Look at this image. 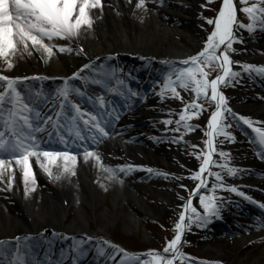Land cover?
<instances>
[{
	"label": "bare ground",
	"instance_id": "1",
	"mask_svg": "<svg viewBox=\"0 0 264 264\" xmlns=\"http://www.w3.org/2000/svg\"><path fill=\"white\" fill-rule=\"evenodd\" d=\"M201 1L159 0L157 3L156 0H148L146 11L141 12L134 10L135 0L131 3L129 0H101L100 8H93L90 11L93 20L91 29H82L78 38V43L83 49L82 54L76 53V42H73L72 46L75 49L71 53H64L66 59L53 51V55L47 62H43L40 54L33 51L32 55L14 56L11 69H4L0 64V74L20 78L16 85L17 89L24 86L30 93L31 89L39 92L37 96L27 95L32 97L33 102L43 97H50L49 103L58 101L56 96H54L55 99L53 98V93L62 79L71 77L86 64H92L93 68L84 69V73L93 70L102 60H110L109 57L119 60L115 55L119 52L137 58L129 62L136 66L135 75L140 80H145L142 88L136 89L134 85L129 87L137 94L128 97L136 103L135 111L139 114L136 115L138 117L132 119L122 114L116 120L113 132L93 147L100 155L102 164L114 168L132 165L134 166L132 170L127 174L119 173L120 182L109 181L106 179L107 173L98 169L91 158L85 163L82 155H78L76 175H64L60 180H56L35 163V158H30L35 186H29L27 197L24 194V184L19 169L13 170V182L10 189L7 185V175L4 177V182L0 183V244L2 241L11 240L20 242L19 240L24 236L33 235L41 238L42 243L35 255L36 258L26 260L30 264H54L60 258H63L61 264L66 262L77 264L78 261L82 263L87 259L89 264H113L119 259L118 256L113 251L98 248L100 241L94 239L96 233L89 227V219L102 221L105 226H109L121 217L125 224L131 227L134 225L136 216L154 217L162 213L157 208L145 207L140 197L147 195L155 197L167 206L172 203L170 197H173L171 191H174V197H177L180 203H184L180 196L185 198L188 196L181 192L173 176L187 179L186 177L190 176L193 170H198L199 165L193 168L183 163L184 156L185 158L190 156L189 145H186L184 140L174 143L173 136L176 134L164 131L165 125L162 123L169 118L175 120L178 110L171 107L168 100L161 99L157 95L160 86L152 79L148 83L147 81L151 75L164 74L168 64H177L191 56L197 49V45L203 43L200 34L202 23L198 14ZM237 35L243 41L239 43L243 49L239 55L230 56L231 59L240 64L264 66V29L258 25L253 32L239 29ZM56 42L64 43L58 40ZM139 57L141 59H138ZM94 71L100 70L94 69ZM240 72L241 75L248 74L244 71ZM91 73L90 71L89 77L94 75ZM31 77L43 78L31 79ZM235 83L238 95L228 100V106L237 114V118L243 116L253 122V127L264 128V80L255 81L248 74L246 77H237ZM146 85H152L155 88L147 90L145 93L148 101L141 102L139 98ZM119 99L120 97L113 98V104H116ZM59 100L62 99L59 98ZM209 106L214 110V105L210 104L205 108ZM68 109V107L65 108V110ZM208 117L205 118L204 124ZM236 120L229 117L232 127L228 131L234 139L226 140L224 137H219L216 145L217 150L230 153V166L240 170L235 177L225 175V184L235 186L239 191L244 192L245 196H249L253 186L249 182L244 185L237 184L244 181L243 174L248 173L241 167L247 165L255 174L263 175L260 165L264 166V157L261 156L264 151L262 148L255 150V146H259L257 134L252 136L244 133L235 124ZM167 127L170 129L174 125ZM82 134L90 135L86 128ZM66 138L75 137L69 135ZM242 139L245 140L246 146L241 142ZM220 141L223 143L221 144ZM253 152L256 157L263 159L260 165L251 159ZM214 159L220 158L215 156ZM180 161L182 165L178 164ZM56 164L60 165L59 171L62 172L63 161L58 160ZM236 164L237 166H234ZM147 168L155 172L167 173L168 176L167 178L163 176L165 178L162 180H156L153 178L155 174L147 172L145 170ZM212 170L219 171V169ZM52 171L54 174L57 173L56 165H52ZM136 179L146 180L150 189H141L133 183ZM48 181H51L54 187L49 185ZM101 184L107 189L106 194L112 210L105 209L96 217H92L95 206L104 200L105 188L101 187ZM164 187L167 191L162 190ZM216 194L223 197L219 216L231 217L234 221H229V224H239L238 222L249 224L243 215L244 209L233 200L240 199L247 206V199L230 191L218 190ZM127 197L133 200L136 208H128L123 204ZM67 202L78 203L71 213L67 212ZM86 211H89L88 216ZM210 222L202 227H196L194 224L190 231L185 232L184 243L185 240L196 239L202 248L210 250L214 248V255L220 260V264H264V228L247 226L248 228L244 231L234 232L232 237L227 238L222 236ZM79 236L86 238L87 241L83 245L76 246L74 240ZM1 249L6 250L4 247ZM46 254L53 257L51 262L47 263L43 260L41 263L37 260V257H45Z\"/></svg>",
	"mask_w": 264,
	"mask_h": 264
},
{
	"label": "snow or ice",
	"instance_id": "2",
	"mask_svg": "<svg viewBox=\"0 0 264 264\" xmlns=\"http://www.w3.org/2000/svg\"><path fill=\"white\" fill-rule=\"evenodd\" d=\"M131 2L132 0H129V3ZM147 2L148 0H135L134 10L146 11ZM156 2L158 3L159 0ZM211 2L212 0H206V3ZM239 4L243 7H237V0H222L215 17L205 19V23L212 26V31L203 42L202 49L179 61L181 66L172 63L170 71L163 77L157 95L161 99L165 96L174 98L183 104V107L177 111L175 120L169 118L162 121L165 125L164 131L176 134L173 136L174 143L183 141L185 134L197 130V126L189 122L198 118L206 110L205 104L214 105V110L206 119V130L202 132V136L207 137L203 141L204 150L200 151L199 145H189L192 149L189 154L194 155L200 164L198 170H193L191 175L186 178L198 181V183L187 198L180 196L184 203L178 206L181 210L178 220L174 224L175 235L166 242L162 252L149 250L137 255L128 253L126 250L112 245L109 241H104L110 247L123 252L124 259L131 264H176V261H179V264H196L193 258L181 250L182 243H184L183 237L186 231L191 230L193 224L196 227H202L210 222L211 217L219 216L223 197L218 196L217 191H230L245 199H251L237 187L225 184V175L235 177L240 170L230 166V153L217 150L216 145L219 137H224L226 140L234 139L228 131L232 127L229 117L237 119V114L228 106V98L219 90L220 85L226 86L241 76L240 71L233 70L234 66L241 68L249 75L252 73L264 75V66L240 64L233 61L229 55L230 52L236 51L233 47L234 44L243 42L237 35L239 29L253 32L257 25L264 29V0H256V3L251 6H248L249 0H239ZM100 6L101 0H0V64L4 69H11L14 56L32 55L33 51L40 54L43 62H47L48 58L53 55V51L55 53L73 52L70 47L73 42H76V53L82 54L83 49L78 43V38L82 29H91L93 23L90 15L91 9H99ZM240 12L246 15L250 23L245 24L238 19ZM140 18L142 19V16ZM57 40L64 43H57ZM164 63L167 64L168 61H164ZM99 67L105 69L104 65ZM92 68V64L84 65L71 77L65 78L63 86L57 89L56 96L63 101L58 105L61 115H64L66 107L74 110L75 113L74 115L70 113L68 119L71 121L72 135L76 139L68 140L61 137L64 148L60 150L42 147V141L38 139L37 134L45 131V128L40 123L33 122V108L24 100L22 93L16 87L20 78L0 74V89H3L0 91V125H2L0 127V183L4 182V177L7 175V185L10 189L13 182V170L14 168L19 169L24 184V194L27 197L29 186H35L30 158H35V163L56 180H60L64 175H76L78 155H82L85 163L91 158L98 169L107 173L106 179L109 181L120 182L119 173L127 174L132 170L134 167L132 165L114 168L102 164L100 155L95 152L94 148H90L84 143L79 145L83 149L82 152H70L67 148L69 143L75 144L76 140L83 142L90 138L93 143H96L109 135L107 129L113 119L111 112L106 110L98 111L95 114L84 112L81 111L78 104L72 103L70 100L73 95H83L79 88L72 85L71 81L85 79L81 73L84 69ZM217 68L221 74L209 79L210 71ZM205 69H209V71ZM42 78L31 77V79ZM90 82L121 96L137 95L125 86L124 80L117 75L115 68L97 71L90 78ZM178 88L185 92L190 90L193 94L192 100L184 102L180 92L177 91ZM98 100L99 107L105 108V98L101 96ZM39 118L40 114L36 112V119L39 120ZM51 119V116L46 117L44 124L46 125ZM238 119L257 133L258 144L264 146V128L253 127V122L243 116ZM55 124L57 130L63 126L60 116L56 118ZM168 125H174V127L169 129ZM85 128L90 133V137L82 134ZM6 132L9 134L6 135ZM220 143L222 144L223 141ZM215 156L220 159H214ZM261 156L264 157V153H261ZM58 160L63 161L62 172L59 171L60 165L56 164ZM52 165L57 167L56 174L52 171ZM212 169H219V171ZM145 170L158 176L166 178L168 176L167 173L155 172L151 168ZM175 178L181 180L185 177L177 176ZM101 187L107 190L105 185L101 184ZM180 187L185 188L183 184ZM185 190L187 191L186 188ZM197 197L203 213L194 206L193 201ZM260 207L264 208V204H261ZM261 226L264 227V224ZM25 255L17 249L14 258L10 259L8 264H30L24 259ZM3 256L4 253L0 251V257ZM141 256L144 258L142 259Z\"/></svg>",
	"mask_w": 264,
	"mask_h": 264
},
{
	"label": "rangeland",
	"instance_id": "3",
	"mask_svg": "<svg viewBox=\"0 0 264 264\" xmlns=\"http://www.w3.org/2000/svg\"><path fill=\"white\" fill-rule=\"evenodd\" d=\"M221 2H222V0H212L211 3H206V0H202L201 2H199L200 9H198V14H199V18H200L201 23H202V26L200 29V34H201V37L203 39V42L205 41L207 35L212 31V26L207 25L205 23V19H212L215 17L218 9L221 6ZM254 3H256V0H249L248 6H251ZM237 7L238 8L243 7V5L239 4V0H237ZM238 19L245 24L250 23V21L248 20L246 15L242 12H240L238 14ZM242 30L247 31L246 29H242ZM240 46H241V44H239V43L234 44L233 47L236 51L233 54L230 52L229 55L230 56L235 55V54L239 55V52L243 49ZM70 47H72V49H75V47H73L72 44L70 45ZM202 47H203V43L201 45H197V49L193 52L192 55H194L198 51H200L202 49ZM59 54L61 55V57L64 55V53H59ZM176 65L181 66V65H179V63ZM166 70L167 71L160 76H152L151 75L149 80L147 81V83L150 82L152 79V81H154V83H156L158 86H161L164 75L168 71H170V64L167 65ZM205 70L209 71V69H205ZM233 70L237 71L239 69L235 67ZM239 71H243V70L240 69ZM218 74H221V73H220V70L217 68L213 71H210L208 78L213 79ZM125 76H127V75H124V77ZM241 76L246 77V76H248V74H242ZM250 76L252 77V79H254L255 81H258V82H262L264 80V75H255L254 73H252ZM124 77L122 78L123 80H125ZM144 81L145 80L141 81L140 83H143ZM235 82H236V80L232 81V83H230L226 86L220 85V87H219V90L228 98V100H231L238 95ZM62 86H63V84L60 83L57 87L59 89ZM147 87H148L147 89L150 90L154 86L147 85ZM177 91L180 92V95L183 98L184 102H190L192 100L193 94L191 93L190 90L185 92L184 90L178 88ZM56 92H57V89H56ZM164 98L166 100H168L171 107H173L177 110H179L183 107V104L174 98H169L168 96H165ZM141 101H144V102L148 101L146 94L142 95ZM206 105H208V104H205L204 107ZM205 109L206 110L203 111L199 115L198 118H194L193 120H191L189 122V123L197 126V130L190 132V133H187L183 136V140H184V143L186 145L187 144L188 145H190V144L199 145L200 151L204 150L205 145H204L203 141L205 139H207V137L202 136V132L204 130H206V126L203 123V119L206 116H209L213 110L212 107H210V106L206 107ZM103 139H101V140H103ZM185 148H186V146H185ZM190 151H192V149H190ZM183 163H185V164L187 163V164H189L190 167L195 168L197 165L200 164V161L197 160L194 155H190L186 158L184 156ZM178 164L182 165V162L180 161ZM151 177H153V176H151ZM175 177H177V176H173L174 182H176L179 186L181 184H183L185 186V188L187 189V191H186L185 188L180 187L181 192L187 196L192 192V190L196 187V184L198 183V181H193L191 179L177 180ZM153 178H156V180H162L165 177L155 175ZM133 183L137 184V186L141 187V189H147V190L150 189L149 183L144 179H136ZM48 184L51 185L52 187H54L53 183H51V181H48ZM162 190L167 191V189L165 187ZM106 193H107V191L105 190L104 195H103L104 200L102 201V203H99L93 209L92 217H96L97 215L100 214V212H102L105 209H107L109 211L112 210V205H111V203L108 199V195ZM171 193L173 196V197H170L172 203H171V205H167V206H165L160 200H158L155 197H150L148 195L140 197V199L144 203L145 207L153 208V209L157 208L162 213L160 214V216H154V217L149 216V215H140L138 217L136 216V218L134 219V225L131 227L127 226L125 224L126 222L121 217H119V219L116 220L115 223H113L112 225H109V226H105L102 221H99V220L91 221V219H89L88 220L89 227L91 228L92 231H94L96 233L95 236L97 238L101 239V243L98 246L99 249L109 248V249L115 251L116 253H118L123 259L119 256L120 259L115 264H122V262H123V264H131V262L124 259L123 252H119V251H117L116 248L110 247L108 244H105L104 241L110 242V239H111V241L113 243L120 244V246L123 247L128 253H134L137 255H141L143 253H146L149 250H156L158 252H162L163 248L166 245V242L168 240H171L175 235L174 224H175V222H177L179 212L181 210L178 206L182 204V203H180V201L177 197H174L175 192L171 191ZM193 203H194V206H196L198 208V210L201 211V213H203V209L200 208L199 203H198V197L196 199H194ZM77 204L78 203L69 204L67 202V204H66L67 205L66 206L67 212L71 213L75 209V206ZM123 204L128 208H136L133 200L129 197H127L125 199ZM88 213H89V211H86L87 216H88ZM222 217H223V215H221L219 217H212L211 218L212 221L210 222V224L212 223V225L215 227V229L218 230L222 236H225L227 238L232 237L234 232H242V230L248 228L247 226H251L250 224H245L243 222H238L239 224H237V223L229 224V221L233 222L234 220H231L232 218H230V217L226 220H223ZM262 224H264V219H260L257 223H254L253 225L261 226ZM232 225H234V226H232ZM192 227H194V224L192 225ZM99 231H101L100 234H99ZM205 234L208 235L206 232H205ZM85 242H86V240L84 238L78 237L74 240V245L79 246L81 244H84ZM181 250L187 256L193 258L194 261L196 262V264H198L197 259L208 260L213 264L215 262H220V260H218L216 258V256L214 255V251H215L214 248L212 250L202 248L199 244V241L196 239L185 240V243L181 247ZM141 258L143 259L144 257L141 256ZM176 264H179V261H176Z\"/></svg>",
	"mask_w": 264,
	"mask_h": 264
}]
</instances>
